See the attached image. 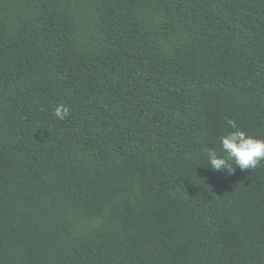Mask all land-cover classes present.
Returning a JSON list of instances; mask_svg holds the SVG:
<instances>
[{
	"label": "trees",
	"instance_id": "obj_1",
	"mask_svg": "<svg viewBox=\"0 0 264 264\" xmlns=\"http://www.w3.org/2000/svg\"><path fill=\"white\" fill-rule=\"evenodd\" d=\"M227 119L264 139V0H0V264H264Z\"/></svg>",
	"mask_w": 264,
	"mask_h": 264
},
{
	"label": "clouds",
	"instance_id": "obj_2",
	"mask_svg": "<svg viewBox=\"0 0 264 264\" xmlns=\"http://www.w3.org/2000/svg\"><path fill=\"white\" fill-rule=\"evenodd\" d=\"M54 114L57 119L63 120L69 115V108L60 104L55 108ZM226 123L232 131H226L220 137L223 155H218L215 148L209 147L204 166L216 172L227 169L229 175L234 173L235 166L241 170L255 169L261 161H264V139L240 130L233 119H227Z\"/></svg>",
	"mask_w": 264,
	"mask_h": 264
}]
</instances>
